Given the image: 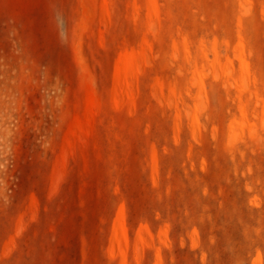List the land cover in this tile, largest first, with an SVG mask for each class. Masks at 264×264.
Listing matches in <instances>:
<instances>
[{"label":"rangeland","instance_id":"rangeland-1","mask_svg":"<svg viewBox=\"0 0 264 264\" xmlns=\"http://www.w3.org/2000/svg\"><path fill=\"white\" fill-rule=\"evenodd\" d=\"M0 264H264V0H0Z\"/></svg>","mask_w":264,"mask_h":264}]
</instances>
